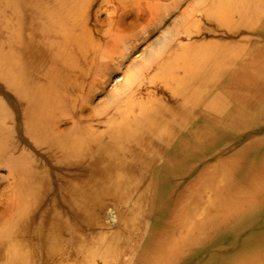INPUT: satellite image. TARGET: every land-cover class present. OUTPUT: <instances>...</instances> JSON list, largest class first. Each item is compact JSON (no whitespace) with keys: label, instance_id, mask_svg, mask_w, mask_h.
<instances>
[{"label":"bare ground","instance_id":"1","mask_svg":"<svg viewBox=\"0 0 264 264\" xmlns=\"http://www.w3.org/2000/svg\"><path fill=\"white\" fill-rule=\"evenodd\" d=\"M0 264H264V0H0Z\"/></svg>","mask_w":264,"mask_h":264},{"label":"rangeland","instance_id":"2","mask_svg":"<svg viewBox=\"0 0 264 264\" xmlns=\"http://www.w3.org/2000/svg\"><path fill=\"white\" fill-rule=\"evenodd\" d=\"M107 15H108V12H103L101 18L104 21H106ZM157 32L158 31L156 30L155 32H153L152 34H150L146 40H144L142 42L138 41L136 43V46L137 47H136V49L134 51L135 53H133V55L129 58L130 60L129 59L126 60L125 65H123L122 68L120 70H118L119 72L117 71L118 74L116 73V75H120V76L125 75V69H127V66L130 65L131 61H134V60H138L139 61L141 59V52L146 48L147 43H148V39L149 38H152V36H155L157 34ZM107 91H109V88L107 89Z\"/></svg>","mask_w":264,"mask_h":264}]
</instances>
